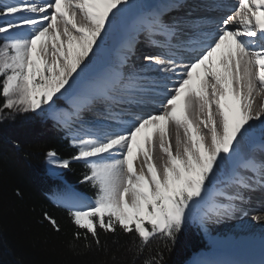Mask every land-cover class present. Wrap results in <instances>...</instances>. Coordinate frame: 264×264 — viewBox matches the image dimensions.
I'll return each mask as SVG.
<instances>
[{"label": "snow or ice", "instance_id": "obj_1", "mask_svg": "<svg viewBox=\"0 0 264 264\" xmlns=\"http://www.w3.org/2000/svg\"><path fill=\"white\" fill-rule=\"evenodd\" d=\"M135 8L133 0H0V120L45 105L70 130L85 110L97 107L104 116L103 124L72 134L70 159L47 153L59 168L83 161L88 170L81 183L95 189L94 199L58 198L76 229L73 241L83 240L85 250L103 246L101 230L131 234L137 253L155 238L175 244L189 221L204 228L243 211L236 202L245 192H264V0H236L230 15L187 32L165 23L160 9ZM125 13L128 39L96 71L98 51ZM138 32L160 49L143 57L140 70L130 65ZM157 34L163 42L151 39ZM153 68L166 81L178 79L153 95L160 110L145 112L144 73ZM57 94L70 99L71 113L53 108ZM254 94L262 98L256 111ZM256 122L258 151L246 144ZM43 221L61 230L47 212Z\"/></svg>", "mask_w": 264, "mask_h": 264}, {"label": "trees", "instance_id": "obj_2", "mask_svg": "<svg viewBox=\"0 0 264 264\" xmlns=\"http://www.w3.org/2000/svg\"><path fill=\"white\" fill-rule=\"evenodd\" d=\"M63 134L46 111L0 120V264H146L153 257L160 264H184L203 249L204 239L194 222L186 224L175 244L166 246L155 238L143 253L135 251L131 234L113 237L101 230L103 246L93 244L90 250L83 249V240L73 241L76 229L68 209L53 198L79 194L92 198L95 189L81 183L88 171L83 161H71L59 175L47 172L48 151H55L61 160L76 153ZM45 212L58 221L59 232L43 221Z\"/></svg>", "mask_w": 264, "mask_h": 264}, {"label": "bare ground", "instance_id": "obj_3", "mask_svg": "<svg viewBox=\"0 0 264 264\" xmlns=\"http://www.w3.org/2000/svg\"><path fill=\"white\" fill-rule=\"evenodd\" d=\"M211 1L214 2L215 0ZM133 3L136 5L134 12H147L156 7L164 9L173 3L176 4L177 8H183L185 11L196 12L199 6L197 0H185L183 2H181V0H133ZM225 13L228 14V10H226ZM166 14L167 13H164L162 16H165ZM127 31H129V14L125 13L123 17L114 22L113 27L109 30V35L105 37L102 50H99L97 54L96 71H101L105 65L114 62L117 59L116 50L122 47V40H125L129 34ZM151 38L157 42L164 41V38L161 35H153ZM168 86L172 87L173 84H168ZM162 90L163 87L161 91ZM58 96L60 95L58 94ZM60 97L70 102V99L66 98V96ZM253 99V110H259L262 98L256 97L254 94ZM150 101H153L152 97L150 98L145 96V103L143 105H147L146 103ZM61 104L64 105L63 103ZM67 108L72 110L71 107ZM156 108L157 109L154 112H158L160 110L159 105H157ZM87 111H93L90 113L92 114L91 116L94 120L91 121V127L86 129V132L89 129H93L104 123L102 120L103 117L99 116L97 107L85 110L81 112L80 115L82 113H86ZM174 131L175 130L172 129L173 133ZM261 131L262 125L260 122H256L246 141L247 146L253 148L254 150H259L262 142ZM79 134L83 135L84 133L79 132ZM160 156L161 153L157 146L155 150V159L157 163H159ZM218 202L223 203V200L218 198ZM254 215L264 216V210L260 212H247V215H244V212H241L234 215L222 216L213 222L208 223L204 228L201 227L206 238L210 241V248L209 250L207 248L208 251H206L204 239L203 251H205H200L192 257L187 264H256L258 259H248V256L253 254L257 248H262L264 244V221H254L252 219ZM244 256H247V259L243 258Z\"/></svg>", "mask_w": 264, "mask_h": 264}, {"label": "rangeland", "instance_id": "obj_4", "mask_svg": "<svg viewBox=\"0 0 264 264\" xmlns=\"http://www.w3.org/2000/svg\"><path fill=\"white\" fill-rule=\"evenodd\" d=\"M127 33H129V31H127ZM57 96H58V94H57ZM58 97H59L58 99L56 97H54V100L56 101L54 105H56L57 102H60V103H63L64 105H66L65 107H71L70 106V102L64 100L60 96H58ZM54 105H53V108L54 109H56L58 111H61V112H65V109L59 108L58 106H57V108H55ZM43 108H44L45 111H47L49 113V115H50V117L52 119L53 116L51 115L50 111L48 110V106L45 105V106H43ZM40 111L41 110L38 109L35 113H38ZM89 112H91V111H89ZM91 113H89V114H91ZM95 120H96V118H95ZM73 122H75V123H72L71 131H70V134H69V145L70 146H72L71 145V137H72V134H76V133H79V132L80 133H86V129L90 128L91 127V124H92V122L89 123L88 121H84L81 118L74 119ZM45 166H46L47 172L50 173V174H52V175H59L62 172V168H59L55 164H50L49 163L47 156L45 157ZM75 198L80 199V200L84 201L85 203H88L92 199H94V197L91 198V197H88V196H85V195H81V194L77 195ZM189 222H194L199 227L200 232H201V236L203 237V239H205V245H206V248L205 249H206V251H208L209 248H210V241H209L208 238H206L205 234L203 233V230H202L201 226L199 225L198 222H196L194 220L193 221H189ZM207 248H208V250H207ZM187 263H188V261L186 262V264Z\"/></svg>", "mask_w": 264, "mask_h": 264}, {"label": "water", "instance_id": "obj_5", "mask_svg": "<svg viewBox=\"0 0 264 264\" xmlns=\"http://www.w3.org/2000/svg\"><path fill=\"white\" fill-rule=\"evenodd\" d=\"M185 264V263H184Z\"/></svg>", "mask_w": 264, "mask_h": 264}]
</instances>
